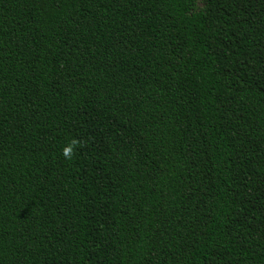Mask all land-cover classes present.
Listing matches in <instances>:
<instances>
[{
    "label": "trees",
    "instance_id": "1",
    "mask_svg": "<svg viewBox=\"0 0 264 264\" xmlns=\"http://www.w3.org/2000/svg\"><path fill=\"white\" fill-rule=\"evenodd\" d=\"M0 264H264V0H0Z\"/></svg>",
    "mask_w": 264,
    "mask_h": 264
},
{
    "label": "rangeland",
    "instance_id": "2",
    "mask_svg": "<svg viewBox=\"0 0 264 264\" xmlns=\"http://www.w3.org/2000/svg\"><path fill=\"white\" fill-rule=\"evenodd\" d=\"M195 5L197 10H200L201 8H203V0H195Z\"/></svg>",
    "mask_w": 264,
    "mask_h": 264
},
{
    "label": "clouds",
    "instance_id": "3",
    "mask_svg": "<svg viewBox=\"0 0 264 264\" xmlns=\"http://www.w3.org/2000/svg\"><path fill=\"white\" fill-rule=\"evenodd\" d=\"M66 154H67V150H66Z\"/></svg>",
    "mask_w": 264,
    "mask_h": 264
}]
</instances>
